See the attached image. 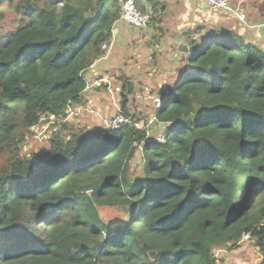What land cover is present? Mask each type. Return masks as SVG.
Returning a JSON list of instances; mask_svg holds the SVG:
<instances>
[{"label": "trees", "instance_id": "obj_1", "mask_svg": "<svg viewBox=\"0 0 264 264\" xmlns=\"http://www.w3.org/2000/svg\"><path fill=\"white\" fill-rule=\"evenodd\" d=\"M121 15L120 0H0V264H217L245 236L264 264V50L230 31L192 41L159 90L164 143L127 111L118 130L73 131ZM51 117L50 147L23 156Z\"/></svg>", "mask_w": 264, "mask_h": 264}, {"label": "crops", "instance_id": "obj_2", "mask_svg": "<svg viewBox=\"0 0 264 264\" xmlns=\"http://www.w3.org/2000/svg\"><path fill=\"white\" fill-rule=\"evenodd\" d=\"M230 1L235 7L246 14L248 26L242 24L236 17L230 14L213 12L207 5L198 0H138L139 7L145 10V12H150L154 18L153 23L146 27L149 29V35L146 38H141L137 34L138 43L133 41L139 49L141 48L143 57L144 53L148 52L147 59L139 55L131 63L130 61L127 62V57H117L114 51V42L126 35L124 25H129L119 20L116 25L120 26L114 29L110 51L86 73L88 85L84 92L83 106L86 103H91L90 106L96 105L100 107L103 110L100 117L105 119L115 116V104H112L107 98L103 99L100 97L104 96L103 93L105 92L102 88H106L105 82L101 79L109 76L103 77L98 74H141V65L148 64L152 60L150 55L158 54V49H161L159 53H163V55H160L157 67L154 70H156L157 74H176L174 77L177 74H181L188 65L191 42L198 41L201 44L200 40L202 38H208L209 35H214L218 32L221 34L229 31L235 32L244 37L247 43L256 45L264 50V0ZM144 39L145 42L153 43L157 52H152L153 48L150 51L144 50L141 47L145 43ZM154 65L152 63L149 67H153ZM149 71L150 69L146 73L151 74ZM154 109L156 111L155 104ZM106 112H111V115H114L108 117L105 115ZM100 121L104 124L102 120ZM232 253L228 257H224H231L230 259L235 255L241 257L242 253L246 254L247 251L239 249V251L236 250ZM233 259L236 260L237 258L233 257Z\"/></svg>", "mask_w": 264, "mask_h": 264}, {"label": "rangeland", "instance_id": "obj_3", "mask_svg": "<svg viewBox=\"0 0 264 264\" xmlns=\"http://www.w3.org/2000/svg\"><path fill=\"white\" fill-rule=\"evenodd\" d=\"M121 1V0H120ZM123 4V1H121ZM120 25H114V29ZM126 35L120 37L117 41L115 40V52L117 57H127V62L133 61V59H137L138 56L147 59L148 52L144 53V57L142 56L141 48L134 44L133 41L137 42V34L141 38H146L149 35V29L144 28L141 30H137L132 26L124 25ZM151 41V40H150ZM145 42V39H144ZM143 42V43H144ZM138 43V42H137ZM144 50L150 51L152 48V52L155 51V45L151 42H145L143 46ZM105 51V50H104ZM161 49H158V54L150 55L151 61L148 64L141 65V74H98L99 76H109L102 78L101 80L105 82V87L102 88L105 92L104 96H100L101 98H107L108 101L115 104L114 109L115 113L119 112L123 114L124 111H127L130 115H134L141 121L138 123L139 128L146 131L148 140L151 142H164L165 137V127L159 123H154L151 120L156 117V111L154 109V101L155 98H159V90L163 89L164 85H168L169 87L173 86L172 84L177 83L179 77L174 75L176 74H157L156 70L158 59L160 55L163 53H159ZM107 54V51H105ZM157 52V50L155 51ZM155 65L153 67H149V65ZM150 69L149 72L151 74H147L146 71ZM144 74H142V72ZM87 75V74H86ZM85 75V78H86ZM96 75V76H98ZM98 76V77H99ZM126 81V85H125ZM101 83V82H100ZM131 84V85H130ZM125 87V89H123ZM133 88L132 94H128V88ZM124 90V97H122V92ZM131 95L130 99L128 98ZM123 98L127 99L126 110H124ZM91 103H86L83 107H76L73 110L69 111V116L66 121L70 124H73L72 130L83 132L84 134H95L98 132H102L106 130L105 126V118L100 117L102 115V109L96 106H90ZM83 108L86 110L82 111ZM91 112V113H88ZM111 112H106V116L110 117ZM92 116V117H91ZM103 121L104 124L101 123ZM154 123V124H153ZM53 124V125H52ZM164 128V129H163ZM58 128L55 127L54 123H51L48 119L43 121L37 127L33 129V133L29 136V138L23 143L21 148V154L26 157H31L33 154H39L42 150L50 147V140L55 134L54 132ZM136 159L131 163V174L130 178L132 181L143 176V169L145 166L144 163V154L142 148H140ZM0 153H6V150H1ZM3 159L0 157V161ZM101 216L106 219L108 222L120 220L122 218V214L117 209L112 208H104L101 211ZM240 247L235 250H224L223 253H219L217 255V264H262L263 258L260 254V249L256 246V243L252 241L250 236H245L243 240L239 243ZM239 249L246 250L247 253H242V256L235 255L237 259L234 260L227 258L230 253L234 251H239ZM219 251V250H218ZM217 251V253H218ZM236 253V252H235ZM234 254V253H232ZM227 256V257H224Z\"/></svg>", "mask_w": 264, "mask_h": 264}, {"label": "built area", "instance_id": "obj_4", "mask_svg": "<svg viewBox=\"0 0 264 264\" xmlns=\"http://www.w3.org/2000/svg\"><path fill=\"white\" fill-rule=\"evenodd\" d=\"M198 1L207 5L208 8H210L213 12H224V13L230 14L236 17L238 21H240L242 24L248 26V19H247L246 14L243 13L239 8L235 7L230 0H198ZM151 19H152V14L150 12H143L139 7L138 0H124L123 1L122 15H121L120 20L128 23L134 28L143 29L149 26ZM110 49L111 47L109 44H106L103 46V50L107 52H109ZM165 86L167 85H164L163 87ZM154 104H155L156 110H160L162 109L164 105V101L160 97L155 98ZM81 109L84 112L86 111L83 108ZM71 110L73 109H70L69 111ZM88 113H91V112H88ZM50 120H51V123L52 121H55L53 117H51ZM151 121L154 123H158L156 117L153 118V120ZM104 122H105V126L107 130H111V131L118 130L123 125L132 124L129 118L123 116V114H120L119 112H117L116 115L113 117L106 118ZM136 127L139 128V124H137ZM165 141H166V138L164 137V142Z\"/></svg>", "mask_w": 264, "mask_h": 264}, {"label": "water", "instance_id": "obj_5", "mask_svg": "<svg viewBox=\"0 0 264 264\" xmlns=\"http://www.w3.org/2000/svg\"><path fill=\"white\" fill-rule=\"evenodd\" d=\"M97 1H98V0H95V2H97ZM28 2H29V0H28ZM94 7L96 8V4H95ZM156 256H157V253H156V252H151V253H150V257H152L153 259H155Z\"/></svg>", "mask_w": 264, "mask_h": 264}, {"label": "clouds", "instance_id": "obj_6", "mask_svg": "<svg viewBox=\"0 0 264 264\" xmlns=\"http://www.w3.org/2000/svg\"><path fill=\"white\" fill-rule=\"evenodd\" d=\"M189 56V55H188ZM163 108V107H162ZM156 111H158V110H156ZM166 138V137H165Z\"/></svg>", "mask_w": 264, "mask_h": 264}]
</instances>
